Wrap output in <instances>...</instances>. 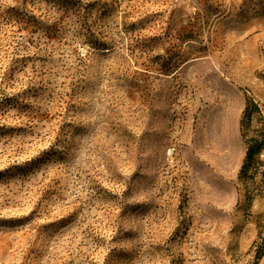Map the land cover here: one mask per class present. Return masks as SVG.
<instances>
[{"label":"rangeland","instance_id":"obj_1","mask_svg":"<svg viewBox=\"0 0 264 264\" xmlns=\"http://www.w3.org/2000/svg\"><path fill=\"white\" fill-rule=\"evenodd\" d=\"M248 99L264 0H0V264H257Z\"/></svg>","mask_w":264,"mask_h":264},{"label":"trees","instance_id":"obj_2","mask_svg":"<svg viewBox=\"0 0 264 264\" xmlns=\"http://www.w3.org/2000/svg\"><path fill=\"white\" fill-rule=\"evenodd\" d=\"M240 129L246 145V157L239 172V181L245 187L248 198L253 200L264 195V110L256 100L246 101ZM263 258L264 245L258 252L257 264Z\"/></svg>","mask_w":264,"mask_h":264}]
</instances>
